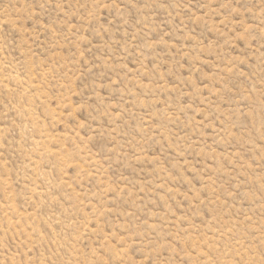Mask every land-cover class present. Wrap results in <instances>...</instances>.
<instances>
[{"label": "rangeland", "instance_id": "obj_1", "mask_svg": "<svg viewBox=\"0 0 264 264\" xmlns=\"http://www.w3.org/2000/svg\"><path fill=\"white\" fill-rule=\"evenodd\" d=\"M0 264H264V0H0Z\"/></svg>", "mask_w": 264, "mask_h": 264}]
</instances>
